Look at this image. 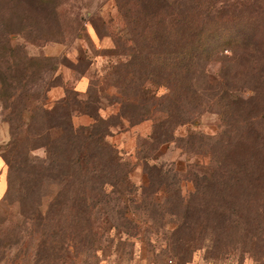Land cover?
Returning <instances> with one entry per match:
<instances>
[{
	"label": "rangeland",
	"instance_id": "374dc122",
	"mask_svg": "<svg viewBox=\"0 0 264 264\" xmlns=\"http://www.w3.org/2000/svg\"><path fill=\"white\" fill-rule=\"evenodd\" d=\"M1 11L0 35L9 33V43L0 36V264H264L263 188L249 192L251 197L240 190L211 200L215 192L206 194L195 179L216 169L206 154L211 137L205 136L219 131L225 106L207 100L209 94L221 87L236 90L257 110L264 104V30L238 24L252 18L262 23L264 0H0ZM172 11L210 17V27L227 19L223 34L232 40L194 55L189 81L192 90H201L198 104L182 102L184 122L171 123L174 137L182 139L158 144L150 135L166 113L161 96L185 90L188 82H175L169 69L157 73V63L142 64L160 56L174 62L178 25ZM237 29L247 36L236 41ZM157 33L166 35L164 44H158ZM216 38L210 37L212 43ZM82 75L85 90L77 88ZM52 84L48 111L43 110L38 104ZM140 87L153 100L148 116L131 103L121 108L120 94L137 103ZM52 88V95L72 100L74 125L94 122L74 100L96 94L98 112L108 123L106 139L129 161L135 194L94 184L86 173L77 180L76 167L69 165L73 153L58 145L64 133L52 126L60 119ZM81 114L90 122L83 123ZM190 131L201 132L202 139L187 135L185 143ZM143 154L178 172L164 174L160 183L157 174L149 175ZM192 200L200 210L189 212Z\"/></svg>",
	"mask_w": 264,
	"mask_h": 264
},
{
	"label": "trees",
	"instance_id": "16d2710c",
	"mask_svg": "<svg viewBox=\"0 0 264 264\" xmlns=\"http://www.w3.org/2000/svg\"><path fill=\"white\" fill-rule=\"evenodd\" d=\"M190 6L192 7L191 4ZM196 11L198 12L199 10ZM188 12L190 11H186V14H177L176 11H172V13H175L173 21L178 25L175 31L176 37L172 40L173 43H171V53L174 54L172 58L174 59V62L168 63L165 56H160L154 57V59L147 62L145 60L146 63L143 62L142 64L150 65L151 63H157L154 65L155 68H158L157 73L161 71L164 73L166 69H169L170 73H167V75L173 76L172 79L175 82H181L184 78H186L188 82V87L186 85H182L183 89L187 87L185 90H170L168 93H164L161 96V103L164 102L163 107L165 108L166 113L160 117L161 119L158 122L156 120L154 121V128L150 135L153 142L158 144L173 139H182L180 137H174L173 130L175 127H171V123L173 122L177 125V123L184 122V119H182V114H184L183 105L181 104L182 102L185 100L190 102L193 99L195 104H198V98L201 95V90H192V82L189 81V75L195 73L193 68L194 62L192 60L194 55L199 52L203 53L212 45H219V42L223 43L225 38H229L230 41L232 40V37L223 34L226 33L225 29L230 27L227 25L230 23L227 19L226 22L223 21L225 23L223 25L210 27L213 23V19L209 20L210 17L206 19L204 18V15L200 16L199 13L188 14ZM4 13L5 12L1 11L0 22L3 20L2 16H5ZM220 13L223 17L225 14H229V12L225 11ZM262 13L263 14L260 18L262 23L257 21V19L252 18L250 22L242 21L238 24L249 26L254 31L264 30V12L262 11ZM119 14L120 13L118 12L117 16H119ZM232 15L236 18L235 14ZM232 15L231 17L233 18ZM234 18L232 23H236ZM20 21L22 22V18ZM242 28L245 27H239L238 29ZM4 29L5 28H2L1 30ZM238 29L235 30V36H237L235 37L236 41L239 37L247 36L244 35L245 32L239 31ZM114 30L115 26H112L108 31L109 35L112 37ZM8 34L9 33H7L5 37L0 35L5 38L6 44L9 43ZM211 36H217V41L216 39L214 41L215 43H212L210 39ZM155 38H158V44L162 45L165 42L166 35L163 33H157ZM167 44L169 46L168 41ZM204 44H206L205 47ZM239 44H242V42ZM157 48H159V46ZM187 54L189 56L188 59L186 58ZM135 57L138 58L139 56L136 55ZM137 69L138 71H141V69ZM152 69L153 66L151 70ZM144 70H148V66L144 67ZM260 70L263 71L262 68H260ZM146 73L148 76L153 77L151 72ZM148 76H146L141 84L145 83ZM162 78L167 80L165 77ZM149 80L154 81L153 79ZM121 82H119V84H122ZM168 83L171 84L172 81ZM53 85L54 84L46 87L44 92L45 101H42V104H38V106L43 110L48 111V108L45 107V104L49 102V100H47V91ZM142 88L140 87L137 91V103L130 101L125 94H120L121 108H123V106H127L126 104H123L124 102H127V104L131 103V106L142 108L141 115L147 114L148 116L149 110L146 112V109L152 106L153 100H150L148 96H145ZM217 89V91H213L211 94L208 93L211 97H208L207 100H215L216 102L222 101V103H224L223 105L225 107L223 108L222 106V109L219 110L221 121L220 129L217 133L206 134L205 136L207 138L211 137L209 141H205V144L208 146L206 154L208 153V155H210V162L214 164V167L216 166V169L204 172L200 175L196 174V184L198 187L202 188L204 192H215L211 200H213V198H225L227 194L235 197L236 194L240 193V190H245L247 192L246 195L250 196L249 192H252L253 195L256 193L254 192L256 190H260L262 188L264 190V124H261L264 122V104L261 107L259 106V109L257 110L253 107L252 102L249 103V99H243L236 96L233 93L236 90H222L221 87ZM152 96L155 98V93H153ZM71 101L72 100H68L67 95H64L54 101V104L56 105L55 112L58 113L60 119L57 123H55L56 125L52 126L57 127V130L64 133L63 139L60 140L58 145L61 152L73 153L71 155L72 163H69V165L74 164L72 167H76L75 171L77 172V180L80 179L79 176L86 173L90 175V181L94 184L102 185L110 183L114 186V188L116 186L119 187L115 188L119 193L127 192L129 195L135 194L134 191H136L138 187L129 179V161L118 153L113 144L106 139V135L109 132L107 127L108 123L106 125L105 120L107 119L102 117L98 112V106L96 105L98 98L96 94L94 93L92 95H88L84 101L78 99L74 100L77 102L79 107L78 111L85 112L94 117V122L90 124H73L72 110L74 108H70L68 106ZM49 104L50 103H48V105ZM62 104L66 106L64 108L65 110L61 112L59 108H63ZM67 106L69 108H67ZM129 116L131 117L133 114L129 112ZM163 123L167 124L166 129L159 128V125ZM101 124H104V127H102ZM200 134L201 132L190 131L183 137L185 143L187 142L186 137L188 138V136L191 139H195L196 137H200L199 139H202ZM191 143L193 144L194 140H192ZM68 145L69 149L67 147ZM143 156L144 166L148 170L149 175L157 174L158 181L160 183H165L164 174L169 172L176 174L178 172L175 168L170 167L169 164L166 165L156 161L150 162V160H154L155 157L153 156L144 154ZM96 159H98V161L95 162ZM165 166H168L169 168H165ZM219 166L222 170H219ZM81 168H83L85 172L82 171ZM93 170L95 172H93ZM162 186H165V184ZM154 191L156 192L157 190ZM193 201L195 202L191 206L189 212L201 209L197 200H192V202ZM258 207L259 206L256 207V210H259Z\"/></svg>",
	"mask_w": 264,
	"mask_h": 264
},
{
	"label": "crops",
	"instance_id": "0c3cea01",
	"mask_svg": "<svg viewBox=\"0 0 264 264\" xmlns=\"http://www.w3.org/2000/svg\"><path fill=\"white\" fill-rule=\"evenodd\" d=\"M86 85H87V82H86L85 76L82 75V76L80 77L79 85L77 86V88L80 89V90H83V88H84V90H85V89H86ZM55 89H56V88H52V89L50 90V94H51L50 96H51L52 98H54V97H57V98H58V96H60V94H61V93H58V94H57L58 96H57V95H52V94L55 92ZM87 116H88V115H87ZM87 116H86V114H81V115H80V119L83 121V123H86V122L88 123V122H90V119H89L90 117L88 118ZM84 121H85V122H84ZM145 124L148 125V132H149V128L151 127V126H150V123H145ZM142 126H143V122H140V123H138V124L135 125V127H137V128H140V127H142ZM148 132H147V133H148ZM120 137H121V136H120Z\"/></svg>",
	"mask_w": 264,
	"mask_h": 264
}]
</instances>
